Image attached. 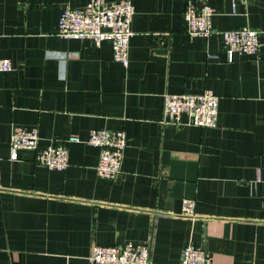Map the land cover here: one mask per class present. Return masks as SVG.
<instances>
[{
    "label": "crops",
    "instance_id": "1",
    "mask_svg": "<svg viewBox=\"0 0 264 264\" xmlns=\"http://www.w3.org/2000/svg\"><path fill=\"white\" fill-rule=\"evenodd\" d=\"M88 1L0 0L12 67L0 74V264H90L93 246L127 243L147 244L150 264H180L190 243L210 264H264V0H132L127 67L109 42L57 35L61 12ZM190 2L213 9L209 37L187 34ZM242 27L263 46L228 62L219 32ZM205 90L215 128L162 123L164 95ZM15 127L35 129L39 150L77 137L68 167L48 171L32 150L11 160ZM94 129L126 135L115 179L96 175Z\"/></svg>",
    "mask_w": 264,
    "mask_h": 264
},
{
    "label": "built area",
    "instance_id": "2",
    "mask_svg": "<svg viewBox=\"0 0 264 264\" xmlns=\"http://www.w3.org/2000/svg\"><path fill=\"white\" fill-rule=\"evenodd\" d=\"M245 0H232L237 3ZM213 9L203 3L196 8L188 3L184 12L187 34L192 37L207 38L214 33L211 21ZM134 16L132 0H117L103 3L89 0L78 8H65L58 19L57 35L63 40H89L95 46L109 42L113 61L127 67L129 62V42L133 36L131 24ZM223 49L228 62L234 54L257 56L263 46L257 31L242 27L221 31ZM209 58H214L210 56ZM8 59L0 60V74L11 70ZM219 98L209 90L198 94L164 95L162 123L177 127L194 126L215 128L217 126ZM189 117L187 122L182 116ZM38 133L15 127L9 139L10 159H17L19 150L35 151V163L48 171H64L68 167V148L71 143H79L77 137L55 141L43 149H38ZM87 143L99 150L96 175L103 179H115L121 172L123 153L127 145L123 131L94 129L90 131ZM195 205L188 199L183 201V214L193 216ZM88 261L90 264H150V247L130 243L109 247L93 246ZM180 264H210L208 252L200 245L188 244L182 251Z\"/></svg>",
    "mask_w": 264,
    "mask_h": 264
}]
</instances>
